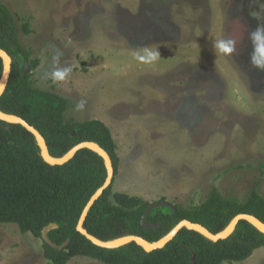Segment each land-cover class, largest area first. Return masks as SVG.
<instances>
[{"label":"rangeland","instance_id":"374dc122","mask_svg":"<svg viewBox=\"0 0 264 264\" xmlns=\"http://www.w3.org/2000/svg\"><path fill=\"white\" fill-rule=\"evenodd\" d=\"M1 1L30 23L19 36L38 61L35 86L64 96L67 118L108 126L113 192L181 207L212 188L239 201L253 188L264 196V69L250 62H264V37L250 35L264 25V0ZM0 264L50 261L41 237L0 223ZM222 264H264V246Z\"/></svg>","mask_w":264,"mask_h":264},{"label":"trees","instance_id":"16d2710c","mask_svg":"<svg viewBox=\"0 0 264 264\" xmlns=\"http://www.w3.org/2000/svg\"><path fill=\"white\" fill-rule=\"evenodd\" d=\"M19 31L30 33L29 21L19 25L9 6L0 0V48L11 57L0 110L19 116L36 128L52 157L63 156L82 141H92L111 158V183L94 201L83 222L88 233L103 241L136 235L152 243L183 219L199 223L214 234L224 230L239 213L254 215L264 223V196L255 188L242 201L212 188L198 205L153 208L145 220L156 225L143 227L141 217L148 202L112 190L119 158L108 126L96 118H67L68 100L35 86L32 70L38 61L21 43ZM2 70L0 57V76ZM106 175L103 158L87 147L63 164L45 162L30 131L0 119V223H15L21 233L30 232L37 237H41L44 226L56 223L57 227L48 232L50 240L56 244L67 239L69 242L57 249L42 240V253L50 264H66L73 256L93 258L101 264H193L192 255L195 264H222L242 262L264 246V233L246 220H240L229 236L218 241L182 227L162 248L152 251L134 241L116 248L97 246L76 227L83 208L103 185Z\"/></svg>","mask_w":264,"mask_h":264},{"label":"water","instance_id":"95a60500","mask_svg":"<svg viewBox=\"0 0 264 264\" xmlns=\"http://www.w3.org/2000/svg\"><path fill=\"white\" fill-rule=\"evenodd\" d=\"M0 57L2 58V61H3V70H2V74L0 76V96H1V94L3 93V91L5 89L6 84L8 82L10 69H11V57L2 48H0ZM27 70H28V67H26V71ZM0 119L3 121L9 122V123L20 124L24 128H26L28 131H30L34 135V137L37 141V144H38L40 151H41L42 158L44 159L45 162H47L51 165L63 164L65 162H67L68 160H70L74 156V154L78 150L85 148V147L96 151L103 158V161H104V164L106 167V171H107L105 181H104L103 185L101 187H99L96 190V192L88 200L87 204L85 205V207L82 210V213L80 215V218L78 220L77 227H76L78 232L83 234L88 240H90L93 244H95L97 246L105 247V248H116V247H119V246H122L124 244H127V243L134 241L137 244H139L140 246H142L146 251H152L154 249L162 248L169 240H171L174 237V235L182 227H186L188 229H193V230L199 232L200 234H202L203 236H205L206 238H208L212 241H218L219 239H224L227 236H229L233 232L236 224L240 220H246V221L250 222L258 230H260L261 232L264 233V223L261 220H259L256 216L251 215V214L239 213L232 218V220L224 228V230H222L221 232L216 233V234L210 232L207 228H205L203 225H201L199 223H195V222H191L187 219H183V220L179 221L166 235H164L161 239H159L156 242L151 243V242L145 240L144 238H142L140 236H136V235H127V236H123L121 238H117L114 240H108V241L100 240L97 237L88 233L83 228V222L86 218V215H87L89 208L92 206L94 201L102 194L103 190L111 183V180L113 178V166H112V161H111L109 154L103 148H101L96 142L82 141V142L74 145L63 156L55 158V157H52L50 155V153L48 151L47 144L45 142V139L40 134V132L36 128H34L33 126L29 125L24 119H22L21 117H19L17 115H14V114H8L5 112H2L1 110H0ZM160 206H166V207L172 208V205L166 201H157V202L148 203L146 206V209L143 212L142 217H141V224L143 227H151V226L156 225V224L147 222L145 220V217L153 208H157ZM56 227H57L56 223H49L48 225L44 226L41 230V238L44 242H46L51 247L57 248V249H62L69 242L68 239L65 240L62 244H56V243L52 242L50 240V238L48 237V232L50 230L56 228ZM191 260H192L193 264H195V260H194L193 255L191 257Z\"/></svg>","mask_w":264,"mask_h":264},{"label":"clouds","instance_id":"9594fccd","mask_svg":"<svg viewBox=\"0 0 264 264\" xmlns=\"http://www.w3.org/2000/svg\"><path fill=\"white\" fill-rule=\"evenodd\" d=\"M253 16H255L257 19H261L259 13H252ZM252 38L259 40L261 37H264V25H259L257 29L250 34ZM217 47H219L222 51H225L226 53L231 54L233 52V46L232 42H224L221 41L219 44H217ZM250 62L255 67H259L261 69H264V62L257 60L255 58V55L250 57ZM71 71L70 68H65L62 71H57L52 74L53 79H64V77ZM80 107H83V104L80 105Z\"/></svg>","mask_w":264,"mask_h":264}]
</instances>
